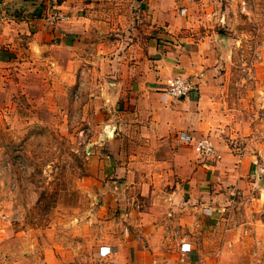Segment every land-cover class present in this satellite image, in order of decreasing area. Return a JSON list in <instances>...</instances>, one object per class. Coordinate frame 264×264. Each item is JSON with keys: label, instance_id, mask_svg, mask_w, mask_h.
<instances>
[{"label": "crops", "instance_id": "crops-1", "mask_svg": "<svg viewBox=\"0 0 264 264\" xmlns=\"http://www.w3.org/2000/svg\"><path fill=\"white\" fill-rule=\"evenodd\" d=\"M100 1L0 0V82L1 67L29 66L36 56L50 55L57 66L93 56L116 70L103 87L105 128L91 149L108 178L96 214L105 217L104 239L88 264H264L260 173L256 166L251 172L254 157L242 143L233 149L220 134L218 126L238 128L239 120L211 95L221 98L222 87L210 83L228 57V40L198 32L188 15L196 0H144L152 24L143 36L139 19L128 41L108 40L103 27L110 25L97 19ZM58 14L68 19L53 21ZM197 74L200 88L188 98L166 93L168 78ZM182 135L211 136L220 158H199ZM241 193L248 200L237 201ZM8 260L33 264L28 256Z\"/></svg>", "mask_w": 264, "mask_h": 264}, {"label": "rangeland", "instance_id": "rangeland-1", "mask_svg": "<svg viewBox=\"0 0 264 264\" xmlns=\"http://www.w3.org/2000/svg\"><path fill=\"white\" fill-rule=\"evenodd\" d=\"M196 1L188 15L201 26L198 32L228 40V57L210 83L222 87L221 98L211 95L239 121L238 128L231 121L217 129L233 149L242 143L254 157L251 172L256 166L264 188V0ZM99 4L97 19L110 25H103L108 40L128 41L139 19L140 36L152 24L144 0ZM48 57L1 67L0 264L25 256L33 264H88L104 239L105 217L96 214L108 177L91 149L105 128L103 87L116 70L93 56L66 57L61 66Z\"/></svg>", "mask_w": 264, "mask_h": 264}, {"label": "built area", "instance_id": "built-area-1", "mask_svg": "<svg viewBox=\"0 0 264 264\" xmlns=\"http://www.w3.org/2000/svg\"><path fill=\"white\" fill-rule=\"evenodd\" d=\"M68 19L64 15H55L53 21ZM202 74L193 76H173L166 80V93L173 99H186L199 89ZM181 138L192 146L195 153L204 160H217L220 158L218 151L210 139L206 137L194 138L182 135Z\"/></svg>", "mask_w": 264, "mask_h": 264}]
</instances>
